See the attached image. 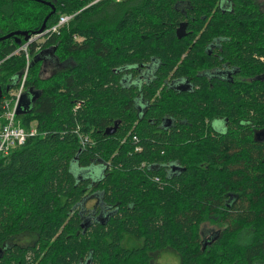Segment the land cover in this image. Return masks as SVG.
<instances>
[{"label":"trees","instance_id":"1","mask_svg":"<svg viewBox=\"0 0 264 264\" xmlns=\"http://www.w3.org/2000/svg\"><path fill=\"white\" fill-rule=\"evenodd\" d=\"M41 1L56 10L46 28L74 17L30 48L24 95L38 98L19 119L43 135L0 158V264H151L166 249L181 264H264V0ZM52 11L0 0V37L36 34ZM24 42L0 40V62ZM45 48L63 65L50 76L34 61ZM25 66L1 64L0 110ZM224 66L233 82L201 75ZM187 78L195 93L170 88Z\"/></svg>","mask_w":264,"mask_h":264},{"label":"built area","instance_id":"2","mask_svg":"<svg viewBox=\"0 0 264 264\" xmlns=\"http://www.w3.org/2000/svg\"><path fill=\"white\" fill-rule=\"evenodd\" d=\"M101 1L97 0L96 2ZM74 15L61 17L57 23L46 28L42 33H36L25 41L17 50L0 62L3 64L6 60L13 56H20L25 54L26 68L20 77V80L15 85L17 88L8 90L3 98V106L0 110V158L11 155L15 150L23 147L30 138H36L43 135L38 129L37 124L29 128H25L19 119L18 108L23 95L27 89V79L29 78V71L31 66V52L32 45L44 43L48 38L54 34H59L61 29L65 28ZM78 40V37H75ZM41 45L35 47L36 52H40ZM13 85V84H12ZM80 140L83 147L89 143V136L84 138L80 135Z\"/></svg>","mask_w":264,"mask_h":264},{"label":"flooded vegetation","instance_id":"3","mask_svg":"<svg viewBox=\"0 0 264 264\" xmlns=\"http://www.w3.org/2000/svg\"><path fill=\"white\" fill-rule=\"evenodd\" d=\"M8 34H10V33H8ZM19 37H21V36H19ZM219 45H220V42L214 43L211 46V48L209 49V54H212L213 52H215V50L217 49V47H219ZM44 51H45V53L42 55L43 57H42L41 64H42V70L45 74H47L50 70L57 71L58 69L62 68L63 65H61L58 60H54V58H53L54 52H52V51H55L53 48H45V49H43L42 52H44ZM152 68H153L152 66L143 67L139 71L138 82L140 84L144 85L146 83V81L149 80L150 76H152V74H153ZM201 75L207 76L209 78H218V79H221L223 81L233 82L234 81L233 76L235 75V72L233 70L229 69L227 66H224V67L219 68L215 71L206 72V73L202 72ZM170 88L173 89V91H175L176 93H185V92L195 93L199 87L194 83V81L192 79L187 78V79H178V80L173 81L170 84ZM28 97H29V99H28ZM37 98H38V94H36V92H34L33 95L28 93L26 96L27 104L28 105L33 104ZM34 99H35V101H33ZM165 122L166 121H163L162 127L165 129H168ZM212 127H213V130L215 132L223 133L224 131L227 130L228 126L224 125L222 120H215L212 123Z\"/></svg>","mask_w":264,"mask_h":264},{"label":"rangeland","instance_id":"4","mask_svg":"<svg viewBox=\"0 0 264 264\" xmlns=\"http://www.w3.org/2000/svg\"><path fill=\"white\" fill-rule=\"evenodd\" d=\"M262 4L264 6V1H262ZM6 22L7 21L0 23V31H1V28H5L7 26L8 23H6ZM25 68H26V66H25ZM54 72L55 71L50 70L47 73V76H50ZM32 125H36V123H32ZM215 228L218 229L219 227L214 226L213 224H209L207 227V231H214V230H216ZM35 239H36L35 235H25L23 237H20L18 239V242L24 244V246H25L28 244H32L35 241ZM240 241L243 242L244 244H246V243L249 244L250 238H246L245 236H242ZM142 243H143L142 241L134 239L130 236H126L123 240L122 246L124 248L133 249V248H136L138 246H141ZM151 264H181V256L172 249H166V250H163V251L159 252L158 254L154 255V259H153Z\"/></svg>","mask_w":264,"mask_h":264},{"label":"water","instance_id":"5","mask_svg":"<svg viewBox=\"0 0 264 264\" xmlns=\"http://www.w3.org/2000/svg\"><path fill=\"white\" fill-rule=\"evenodd\" d=\"M35 1L45 3V4L49 5L50 7H52V9H53L52 13L48 15V17L45 19L42 27L37 32V33H42L46 29V27H47L48 20L50 19V17L52 16V14H54L56 12V10H55V7L51 3H47V2H44V1H41V0H35ZM185 29H186V25L185 24H181L180 28L177 31L179 38H182L183 36H185V33H184L185 32ZM19 36L24 37V40L25 41H28L30 39V37H31V35L28 32H26V31H16V32H12V33L4 36V37H1L0 40H6V39H9L11 37H19ZM52 52H54V51H52ZM44 53H45V51L44 52H41L37 57H35L34 61L35 62L42 61V57L41 56ZM2 91L3 90H2V87L0 85V98L2 97ZM29 93L30 94H33L34 92H33L32 89H30L29 90ZM36 94H38V93L36 92ZM26 96L23 95V97H22V99L20 101L19 108H18V114L19 115L25 114L28 111V109H29V106L30 105L25 104L24 101H23L24 100V97H26ZM33 101H35V99ZM117 127H118V124H116L115 127H113V128L107 129L106 130V134L113 135L116 132ZM175 168L176 169H179L178 167H175Z\"/></svg>","mask_w":264,"mask_h":264},{"label":"bare ground","instance_id":"6","mask_svg":"<svg viewBox=\"0 0 264 264\" xmlns=\"http://www.w3.org/2000/svg\"><path fill=\"white\" fill-rule=\"evenodd\" d=\"M35 92V91H34ZM33 95V94H32ZM35 96V95H34ZM33 97V96H32Z\"/></svg>","mask_w":264,"mask_h":264}]
</instances>
